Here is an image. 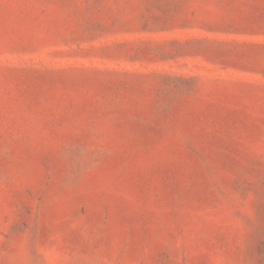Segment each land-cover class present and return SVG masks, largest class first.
<instances>
[{
	"label": "rangeland",
	"instance_id": "rangeland-1",
	"mask_svg": "<svg viewBox=\"0 0 264 264\" xmlns=\"http://www.w3.org/2000/svg\"><path fill=\"white\" fill-rule=\"evenodd\" d=\"M0 264H264V0H0Z\"/></svg>",
	"mask_w": 264,
	"mask_h": 264
}]
</instances>
